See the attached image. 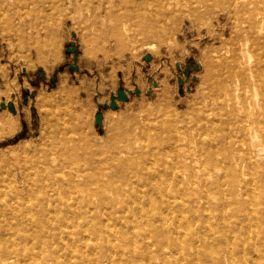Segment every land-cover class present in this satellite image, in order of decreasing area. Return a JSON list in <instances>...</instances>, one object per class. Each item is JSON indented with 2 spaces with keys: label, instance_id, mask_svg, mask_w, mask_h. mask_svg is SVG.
Listing matches in <instances>:
<instances>
[{
  "label": "bare ground",
  "instance_id": "1",
  "mask_svg": "<svg viewBox=\"0 0 264 264\" xmlns=\"http://www.w3.org/2000/svg\"><path fill=\"white\" fill-rule=\"evenodd\" d=\"M142 3L144 6L136 9L134 18L142 23L141 31L147 37L157 36L165 20L174 23L189 15L195 22L207 15L215 17L217 23L209 27L208 34L226 46L218 51L214 67L226 69V77L218 85L226 93L229 127L220 135L211 132L208 139H196L197 152L192 153L182 143L174 122L144 124L146 145L133 142L137 138H133L132 130L117 123L111 128L112 147H106L97 139L70 135L69 130L80 129L69 122L71 119L54 120L50 146L23 151L18 165L9 162L6 168L16 167L12 176L4 178V160H0V264H264L261 230L254 233L250 222L242 223L255 218L257 205L264 208V192L257 193L256 187L246 191L252 205L240 199V211L245 215L238 217L234 225L229 224L236 233L232 236L226 228L229 222L224 211L216 227L210 216L202 214L197 198L207 201L209 196L204 198L195 190L183 198L177 192H161L164 185L179 180L181 167L188 165L194 170L196 164H206L211 170L214 166H228V176L235 182L236 164L246 163L251 173L260 172L264 186V0ZM5 4L0 0V25L6 22L8 30L4 37L17 39L30 52L34 47L41 56L42 42L47 41L50 30L48 22L30 31L23 24L14 26L11 15L4 12ZM117 20L118 15L111 9L90 26L103 28L112 22V36L120 40L124 36ZM198 119L202 130L209 131L217 123L205 117ZM220 157L224 160L220 161ZM88 168H95V172H88ZM209 176L204 181L220 180L219 174ZM146 185L160 191L158 198L172 212L155 204L151 190L147 192L149 211L130 205L131 200L141 197L138 191ZM231 193L240 196L235 186ZM212 205H208L209 210ZM125 212L134 215L131 222L124 220ZM190 216L198 219L192 223ZM257 217L264 224V219ZM236 224L242 225L237 228Z\"/></svg>",
  "mask_w": 264,
  "mask_h": 264
},
{
  "label": "rangeland",
  "instance_id": "2",
  "mask_svg": "<svg viewBox=\"0 0 264 264\" xmlns=\"http://www.w3.org/2000/svg\"><path fill=\"white\" fill-rule=\"evenodd\" d=\"M143 1L5 0L4 12L11 15L14 26L23 24L27 31L38 30L47 21L50 30L45 40L52 43L42 42V55L38 56L34 47L30 52L17 39L4 37L8 32L7 24L0 25V72L4 75L0 73V152H4L0 153L3 156L0 160H4V178L13 175L16 167L6 166L9 162L18 165L23 151L50 146L54 120L60 118L62 121L71 119L69 122L80 126L79 130H69L70 135L78 138L84 135V140L97 139L106 147H112L111 128L117 123L132 130L133 138L138 140L133 139V142L146 145L142 136L145 125L174 122L182 143L188 145L192 153L197 152L196 139H208L211 132L220 135L229 127L226 93L218 85L227 73L225 67L220 71L214 67L218 51L226 46L208 34L209 27L217 23L215 17L207 15L195 22L189 15L174 23L165 20L163 28L158 27L157 36L147 37L141 31L142 23L134 18L136 9L144 6ZM146 8L149 10V5ZM111 9L118 15L116 24L123 39L112 36V22L103 28L90 26ZM226 37L230 39L229 34ZM199 117L217 120V123L209 131L202 130ZM223 160L220 157V161ZM196 166L194 170L188 165L181 167L179 180L164 185L161 192H177L183 198L188 191L195 190L204 198L209 196L208 204L201 196L196 197L202 205V214L210 216L215 227L224 214L230 236L236 235L229 224L234 225L238 217L245 215L238 202L249 199L246 191L251 188L256 187L257 193L264 192L260 172L251 173L246 163L236 164L238 178L233 182L228 176V166H214L212 170L206 164ZM94 169L88 168V172H95ZM211 173L220 175L218 183L210 178L204 181ZM233 185L240 196L232 195ZM150 190L155 204L159 208L166 207L165 212H172L171 207L158 198L160 191L150 185L142 186L138 191L141 197L133 199L134 202L131 200L130 205L143 206L149 211L147 192ZM207 190L209 192H205ZM209 204H213L210 210ZM248 204L252 205L251 201ZM254 213L255 218L242 223L250 222L254 233L261 230L263 239L264 224L256 218L264 219V208L257 205ZM133 216L125 212L123 218L131 222ZM197 219L190 216L192 223Z\"/></svg>",
  "mask_w": 264,
  "mask_h": 264
}]
</instances>
